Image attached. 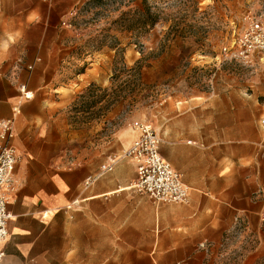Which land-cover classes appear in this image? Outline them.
<instances>
[{"label":"crops","instance_id":"1","mask_svg":"<svg viewBox=\"0 0 264 264\" xmlns=\"http://www.w3.org/2000/svg\"><path fill=\"white\" fill-rule=\"evenodd\" d=\"M78 1L0 0V119L13 117L19 103L28 123L17 132L14 120L20 157L2 264H264V78L153 104L159 152L188 188L185 203L156 202L134 188V162L115 155L137 137L135 121L111 135L99 167L68 161L78 142H64L62 125L55 140L50 135L52 112L71 102L55 82L75 54L64 35L48 37V29L61 30ZM16 57L30 70L10 71ZM89 80L83 72L71 82Z\"/></svg>","mask_w":264,"mask_h":264},{"label":"rangeland","instance_id":"2","mask_svg":"<svg viewBox=\"0 0 264 264\" xmlns=\"http://www.w3.org/2000/svg\"><path fill=\"white\" fill-rule=\"evenodd\" d=\"M147 2L157 21L146 29L136 24L126 28L142 0H79L61 30L48 29V37L64 35V45L75 54L55 82L63 87L59 93L71 94V102L56 106L47 123L53 140L61 131L55 126L62 125L64 142H78L67 153L69 162L90 159L99 167L112 149L111 135L130 120L151 123L152 106L160 99L191 89L210 92L217 83L264 78V53L251 63L215 59L224 58L222 48L243 31L246 16L264 20V0ZM23 63V57H16L10 71H29ZM83 72H88L89 83L76 87L71 81ZM14 107L16 131L22 132L28 123L19 103ZM124 151L116 157L123 158Z\"/></svg>","mask_w":264,"mask_h":264},{"label":"built area","instance_id":"3","mask_svg":"<svg viewBox=\"0 0 264 264\" xmlns=\"http://www.w3.org/2000/svg\"><path fill=\"white\" fill-rule=\"evenodd\" d=\"M241 33L231 42V46L222 48L224 58L218 60L242 61L251 63L256 54L264 53V20L248 15ZM24 91V87L21 89ZM133 126L138 135L125 151L124 157L134 162L136 179L134 188L149 195L156 202L185 203L188 200V188L182 181L181 174L162 157L159 152L160 138L148 121H135ZM14 137V119H0V244L7 237V223L11 218L8 203L17 189L12 177L19 160V153L12 144ZM111 165L102 167L110 170ZM88 177L85 184L91 183ZM206 248L205 243L199 245ZM4 253L0 249V264Z\"/></svg>","mask_w":264,"mask_h":264},{"label":"trees","instance_id":"4","mask_svg":"<svg viewBox=\"0 0 264 264\" xmlns=\"http://www.w3.org/2000/svg\"><path fill=\"white\" fill-rule=\"evenodd\" d=\"M157 21V17L147 0H142L141 5L134 11V14L126 21L127 30L133 29L134 26H139L142 29L152 27ZM136 24V25H134Z\"/></svg>","mask_w":264,"mask_h":264},{"label":"bare ground","instance_id":"5","mask_svg":"<svg viewBox=\"0 0 264 264\" xmlns=\"http://www.w3.org/2000/svg\"><path fill=\"white\" fill-rule=\"evenodd\" d=\"M23 96H25V97H31L32 96V92H30V91H24L23 92Z\"/></svg>","mask_w":264,"mask_h":264}]
</instances>
